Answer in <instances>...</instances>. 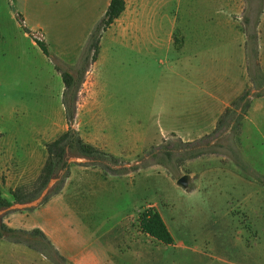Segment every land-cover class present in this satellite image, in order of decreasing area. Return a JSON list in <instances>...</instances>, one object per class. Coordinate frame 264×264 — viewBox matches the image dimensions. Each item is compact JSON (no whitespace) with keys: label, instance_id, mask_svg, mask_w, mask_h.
I'll list each match as a JSON object with an SVG mask.
<instances>
[{"label":"rangeland","instance_id":"rangeland-1","mask_svg":"<svg viewBox=\"0 0 264 264\" xmlns=\"http://www.w3.org/2000/svg\"><path fill=\"white\" fill-rule=\"evenodd\" d=\"M92 2L0 0L4 196L36 189L46 144L69 128L59 69L77 74L86 56L74 128L85 141L103 143L122 163L118 168L154 163L151 148L177 142L174 134L185 142L209 141L208 149L227 158L240 151L249 175L264 179V0H126L125 13L102 32L96 61L88 51L93 17L85 16L93 13ZM227 109L240 113L242 123L216 131ZM67 161L89 162L73 153ZM15 211H0V225ZM46 252L0 239V264H64Z\"/></svg>","mask_w":264,"mask_h":264},{"label":"crops","instance_id":"crops-1","mask_svg":"<svg viewBox=\"0 0 264 264\" xmlns=\"http://www.w3.org/2000/svg\"><path fill=\"white\" fill-rule=\"evenodd\" d=\"M110 2L91 3V32ZM86 142L106 151L103 143ZM181 172L194 190L179 186L162 165L116 177L74 164L56 197L7 215L3 224L39 229L69 264H264V186L245 179L227 157L189 161ZM147 207L159 212L173 245L141 231Z\"/></svg>","mask_w":264,"mask_h":264},{"label":"trees","instance_id":"trees-1","mask_svg":"<svg viewBox=\"0 0 264 264\" xmlns=\"http://www.w3.org/2000/svg\"><path fill=\"white\" fill-rule=\"evenodd\" d=\"M125 10V0H111L109 8L99 23L96 25V28L91 33L88 41V51L89 53H94L93 61L97 60V56L100 53L102 32H105L117 19H119ZM251 38L253 45L255 46L256 37ZM37 45L45 54H48L47 46L44 42L37 41ZM254 52H257L255 48L252 50V53ZM88 58L89 56H86L85 58V63L87 61V64L89 61ZM87 64L83 65L80 69H77V74L72 73L71 70L59 69L64 83L62 104L64 106L69 128L57 138L46 144L47 160L44 164V167L42 168L36 189L30 192H26L22 188L12 190V200L7 199L0 189V211L9 208L13 204H25L35 200L47 187L50 180L55 176H59L60 180L53 187L50 194L45 198L42 205L60 193L70 174L71 164H69L67 161V156L69 153H73L79 158L89 160L88 163L80 165L87 167H100L112 176H123L129 172L147 168L151 165H163L175 181L183 176L181 173V166L187 161H194L207 156H226L224 154L216 153L212 149H208L210 147L209 141L205 143H203L204 140L198 142H185L173 134V136L178 138L177 142L165 141L159 146L152 147L149 151L148 155L156 159L154 163L135 166L131 169L118 168V166H121L122 163L117 157L94 146L91 143L86 142L81 137L79 132L74 128V121L77 114L78 95L84 76L88 71V69H86ZM248 96V93H245L237 102H235L234 106L240 107V103L245 101ZM250 106L251 103L249 102V104H247L246 107L242 109V111L246 112V109L248 107L250 108ZM241 119L242 116L240 113L232 109H227L223 116L219 119L216 131L221 130L224 125H226V128H232L235 130L236 125L239 126L242 123ZM232 122L233 125H231ZM2 136L3 134L0 132V138ZM228 157L235 163L243 177L262 186L264 185V179L253 178L249 175L251 168L243 160L240 151L234 150L233 155ZM61 173L62 175L60 177ZM194 189L195 184L190 181L187 190L192 191ZM35 209L37 208L27 209L26 211H33ZM15 212H19V210ZM139 223L140 229L144 234L165 245L170 246L174 244V238L169 232L156 208H145L139 215ZM4 237L16 243H25L29 245V247L39 250V252L44 253V251L46 252L48 249V251H51L54 257L53 259L56 261V263L59 261L63 262L64 264H69V262L59 255L52 243L39 229L32 231L15 230L8 228L5 224L1 223L0 239ZM40 240H42L43 243H41ZM42 245L45 248H42ZM46 254L48 253L46 252Z\"/></svg>","mask_w":264,"mask_h":264},{"label":"water","instance_id":"water-1","mask_svg":"<svg viewBox=\"0 0 264 264\" xmlns=\"http://www.w3.org/2000/svg\"><path fill=\"white\" fill-rule=\"evenodd\" d=\"M28 33H30V31H28ZM57 177H54L50 180L49 184L47 185V187L43 190V192L40 194V196L38 198H36L35 200L25 203V204H13L12 206H10L9 208H7V210H27V209H31V208H38L43 201L45 200V198L50 194L51 189L53 188L54 184L57 182ZM177 184L179 186H181L182 188L187 189L189 187L190 184V178L187 175H184L182 177H180L177 180Z\"/></svg>","mask_w":264,"mask_h":264}]
</instances>
